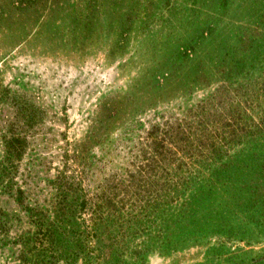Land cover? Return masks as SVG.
I'll return each instance as SVG.
<instances>
[{
    "label": "rangeland",
    "instance_id": "374dc122",
    "mask_svg": "<svg viewBox=\"0 0 264 264\" xmlns=\"http://www.w3.org/2000/svg\"><path fill=\"white\" fill-rule=\"evenodd\" d=\"M160 131L188 164L129 185ZM0 264H264V0H0Z\"/></svg>",
    "mask_w": 264,
    "mask_h": 264
},
{
    "label": "trees",
    "instance_id": "16d2710c",
    "mask_svg": "<svg viewBox=\"0 0 264 264\" xmlns=\"http://www.w3.org/2000/svg\"><path fill=\"white\" fill-rule=\"evenodd\" d=\"M228 118L230 119V123L228 124L230 128L224 133L229 131L232 135L229 136L223 134L222 137L217 141L218 145H228L226 143L227 139L232 140V144H242V142L247 140L250 136H255L256 132L252 129L251 125H249L248 121H243L242 117ZM233 118L236 119L232 121ZM152 136L153 138L151 139V141H149L150 148L145 157V161L139 167V170L137 172L129 173V176L126 177L127 181H129L130 183L129 185L135 186V184L138 182L142 184V180H148L149 176L156 177L157 175H159L160 170H165L168 173L175 168H182V166L186 164V162L187 164L189 162L190 157L187 156L184 152L175 150V148L179 146L181 149H188L189 139L191 138V136H187L183 139L182 133L180 134V131H160V133L156 134V136ZM208 139L210 141V137H208ZM172 144L175 148H171ZM217 154L218 158H221L223 156L220 151ZM172 157L175 164L174 168L170 165ZM122 188H124V193L126 190H128V187H126V185ZM29 210L32 214L31 222L37 227V231L33 235L34 242L40 243L44 247L45 244L50 245V247L57 244H66L69 239L86 243L85 240L80 236L84 232H80L76 237H74L73 235H71V233H74L75 230L72 232L68 231V229L59 222L61 221V217L58 216L52 219L47 215V213L44 214V212L37 207H33ZM103 234L102 235L104 236V238L106 237L107 240L108 254L111 255L113 253H116L117 249L112 247L109 243L110 237L108 236V234ZM81 247L82 245L79 246V248ZM74 253L75 252H73V258L79 257V254L74 255Z\"/></svg>",
    "mask_w": 264,
    "mask_h": 264
}]
</instances>
